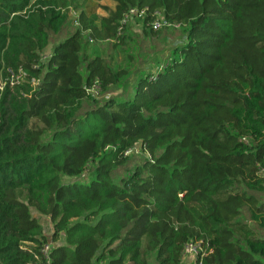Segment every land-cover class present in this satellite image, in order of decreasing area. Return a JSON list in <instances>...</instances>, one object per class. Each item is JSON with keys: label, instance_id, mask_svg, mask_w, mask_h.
<instances>
[{"label": "trees", "instance_id": "16d2710c", "mask_svg": "<svg viewBox=\"0 0 264 264\" xmlns=\"http://www.w3.org/2000/svg\"><path fill=\"white\" fill-rule=\"evenodd\" d=\"M113 1L0 0V264H264V0ZM129 20L180 32L116 94Z\"/></svg>", "mask_w": 264, "mask_h": 264}, {"label": "rangeland", "instance_id": "374dc122", "mask_svg": "<svg viewBox=\"0 0 264 264\" xmlns=\"http://www.w3.org/2000/svg\"><path fill=\"white\" fill-rule=\"evenodd\" d=\"M98 5L97 12L101 15H107L105 6H114L115 1L113 0H89L88 7ZM70 21L77 19L80 12L71 7ZM143 21L129 20L124 29L122 36L125 37L123 41L119 42H95L91 43L88 47L89 54L94 52L96 47L99 50V53L106 57V59L113 65L114 68H117L123 72V77L120 80L119 85L117 86L116 94L124 92L128 87H132L136 79L144 74L151 73L156 70L159 64L152 65V58L160 60V64L163 63L167 57V48L168 44L177 37L179 30H167L160 32L159 34L146 33L143 30ZM72 29H76V24H71ZM60 40L57 35H53L51 38L50 45L42 54V61L46 63L51 57L54 46ZM117 43V45H115ZM82 74L85 76V69L82 67ZM144 153L137 154V159L145 158ZM125 168H133V165L127 166ZM123 170V169H122ZM237 207V204H235ZM248 207L245 206L241 209L240 219L245 221L249 220ZM31 212L34 216L37 217L39 222L43 226V231L49 239V248H46V252H50L52 246L60 245L66 242L65 236H61L57 241L53 242L52 233L53 226L50 221V218L46 215H41L34 208H31ZM251 224H254L250 222ZM184 259H188L189 255H185ZM155 255L152 254L149 257L150 264H155ZM93 264H107V262H100L97 259L94 260Z\"/></svg>", "mask_w": 264, "mask_h": 264}, {"label": "built area", "instance_id": "2783aa9c", "mask_svg": "<svg viewBox=\"0 0 264 264\" xmlns=\"http://www.w3.org/2000/svg\"><path fill=\"white\" fill-rule=\"evenodd\" d=\"M147 13V8H139V7H134L130 10L129 14L131 15H136L139 17H143L145 14ZM162 25H164V23L160 20V19H156L154 21V28L155 29H159ZM19 77H25V74L21 73ZM33 82H35V79L32 80ZM94 88H98V86L94 85ZM49 248V246L47 245L44 249V252L48 255L49 252H46V248ZM207 254V250L203 245V242L198 241V242H188L185 245L184 248V256L185 255H189L193 256L194 258H197L199 256H204ZM48 262L47 264H49L50 262V258L47 256Z\"/></svg>", "mask_w": 264, "mask_h": 264}]
</instances>
